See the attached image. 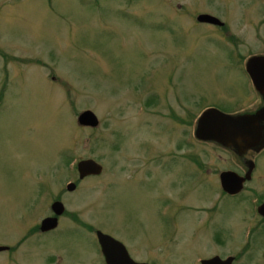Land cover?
Here are the masks:
<instances>
[{"label": "rangeland", "instance_id": "rangeland-1", "mask_svg": "<svg viewBox=\"0 0 264 264\" xmlns=\"http://www.w3.org/2000/svg\"><path fill=\"white\" fill-rule=\"evenodd\" d=\"M197 12L227 30L200 25ZM263 14L264 0H0V264H104L94 230L142 263L264 264L247 196L211 210L212 186L176 166L181 150L168 153L181 148L186 117L191 164L231 167L193 129L210 106L261 104L244 64L264 55ZM84 109L95 128L77 124ZM87 158L102 172L79 179ZM58 200V227L40 232Z\"/></svg>", "mask_w": 264, "mask_h": 264}, {"label": "water", "instance_id": "water-1", "mask_svg": "<svg viewBox=\"0 0 264 264\" xmlns=\"http://www.w3.org/2000/svg\"><path fill=\"white\" fill-rule=\"evenodd\" d=\"M196 20L200 23L207 22L214 24H222V22L216 18L215 16H210L208 13L198 14L196 16ZM261 65L264 68V56L256 55L249 56L246 59V63L244 64V72L248 76L250 82H252V86L256 92H263L264 90V69L261 68ZM264 101V97H263ZM264 119V104L254 113H239V114H225L221 110H217L214 107H208L203 109L198 118L195 121V128L193 129V135L197 141H213L217 145H223L227 148L240 145L245 148H251L252 145L263 143L264 145V126L260 121ZM77 124L81 127H92L98 124L99 120L96 115L92 113L89 109H84L81 113H78L76 116ZM75 170L78 172L77 176L79 179L85 178L88 175L98 176L101 173V165L99 162L93 161L91 158H87L86 160H78L75 165ZM231 175L235 176L233 183H235L236 187L234 189L229 190L227 186L224 184L225 178H229ZM221 185L223 189L227 191L229 194L232 192H236L240 190L241 182L245 177L239 178L234 173L230 172H222L221 173ZM74 183L68 182L65 187L66 191H71L74 189ZM50 210L52 212V216L43 217L39 222L40 231H49V229H53L57 227V218L63 212V206L59 200L53 201L50 204ZM257 212L261 215V218L264 220V203L262 205L259 204L257 207ZM95 239L98 243L99 252L102 255L104 264H149L148 262H139L136 260H132L129 257V252H127L123 243L118 242L117 239H114L112 236H108L107 233H103L101 231H95ZM9 250L8 247L4 245H0V251ZM263 260H264V251L262 252ZM234 260L231 256H226L225 259L220 258L215 255L214 257H208L204 260H200L199 264H232Z\"/></svg>", "mask_w": 264, "mask_h": 264}, {"label": "flooded vegetation", "instance_id": "flooded-vegetation-1", "mask_svg": "<svg viewBox=\"0 0 264 264\" xmlns=\"http://www.w3.org/2000/svg\"><path fill=\"white\" fill-rule=\"evenodd\" d=\"M203 13H208V12H203ZM203 13L197 12L196 16L198 14H203ZM208 14H210V13H208ZM196 16H195L194 20L196 22L200 23L199 21L196 20ZM210 16H215L216 18L219 19V17L215 14H211ZM203 24L210 27V28H213V29L214 28H220L221 30H227V26L223 22L220 25H218V24L211 25V23H207V22L200 23V25H203ZM229 37H231V36L228 35L227 38H229ZM256 55H263V54H256ZM256 55H254V56H256ZM261 68L264 69L262 65H261ZM249 82H250V80H249ZM251 86H252V82H251ZM252 88L254 89L253 86H252ZM254 92H256V91L254 90ZM256 95H257L259 101L261 102V104L259 105L258 108H253L252 110H249L250 113H254V111L256 112L257 110H259V108L262 106V104H264V101H263L264 90L262 93L259 91L256 92ZM244 112L245 111H241L239 113H244ZM249 112H245V113H249ZM185 118L186 117L181 119L182 124L185 126V128H188V129L186 131L185 128H183L184 139L182 140V144L178 146V148L179 147H181V148H179V149L174 148L173 150L171 148L168 149V153L171 151H174V150L178 151V152L181 150L182 151V157H183L184 161L177 164V163H175L176 161H174L176 159V157H173L172 163H175L176 166L179 167V169L183 168V170L186 171V173H187L186 174L187 177H190L191 172H193L194 177H197V179L200 181V184H207V186H212L210 189V194H212L214 192L217 196V199L215 200V203H213L211 210H213L215 207H218L217 202H219V204H222V202H224V201H227L229 203H233L235 201V203L240 202V204H241L243 201H245L243 198L247 196L250 204L252 205L251 209L252 210L254 209V211H255V215H256L255 218L257 219V222L255 223V225H259L262 228H264V220L261 218V215L257 212V207H259V204L262 205L264 203V186L262 188H260L259 184H256V182H260L261 180L259 178L255 179V176L257 175L256 172L259 175L261 173L260 171L259 172L256 171V168L258 166L257 158H259V157H261V155H263V153H261L264 150L263 143H261L260 145H258V144L252 145V147L248 148V149L242 145H240V147L233 146L230 148H227L223 145H219V146H221V149L226 151V154H228L230 156L231 163H232L231 167H225V168L221 169L220 171L217 170V166H212V167L206 166L205 162H203L202 160H200V161L194 160L193 161L194 164L192 165L191 164L192 161L190 159L191 158L190 157V147L191 146L189 145V140L191 138L189 136L191 126H189V123H187ZM260 122L264 126V119ZM182 165L184 167H182ZM209 169L211 170L210 174H212V175L214 174V176H215L214 180H211V182L208 181V178L206 177V174L208 175V173H209ZM190 170H193V171H190ZM226 171L230 172V173L231 172L234 173L239 178H242V177H245L246 175H249L248 177L244 178V180L241 182L240 185L242 188H240V190H238L236 192H232L231 194H229L227 191H225L223 189V186L220 183L221 182V180H220L221 176L220 175L222 172H226ZM232 179H235L234 175H231L229 178L227 177L224 180L225 181L224 184H225V186H227L229 188V190L234 189L236 187V185H235V183H233ZM49 208H50V206H49ZM50 216H52V212H51ZM58 218H57V223H58ZM51 230L52 229H49V231H51ZM49 231H46V232L40 231V232L49 233ZM95 231L96 230H94V233H95ZM114 239H116V238H114ZM121 243H123V242H121ZM123 245H124V243H123Z\"/></svg>", "mask_w": 264, "mask_h": 264}, {"label": "trees", "instance_id": "trees-1", "mask_svg": "<svg viewBox=\"0 0 264 264\" xmlns=\"http://www.w3.org/2000/svg\"><path fill=\"white\" fill-rule=\"evenodd\" d=\"M1 102V101H0ZM190 124V121L188 122ZM194 136V135H193Z\"/></svg>", "mask_w": 264, "mask_h": 264}]
</instances>
